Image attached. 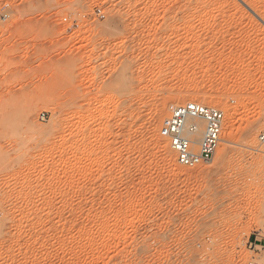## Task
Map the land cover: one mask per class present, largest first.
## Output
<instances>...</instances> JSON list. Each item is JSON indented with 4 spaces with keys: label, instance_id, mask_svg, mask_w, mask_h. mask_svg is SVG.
Returning a JSON list of instances; mask_svg holds the SVG:
<instances>
[{
    "label": "rangeland",
    "instance_id": "obj_1",
    "mask_svg": "<svg viewBox=\"0 0 264 264\" xmlns=\"http://www.w3.org/2000/svg\"><path fill=\"white\" fill-rule=\"evenodd\" d=\"M263 134L264 0H0V264H264Z\"/></svg>",
    "mask_w": 264,
    "mask_h": 264
},
{
    "label": "built area",
    "instance_id": "obj_2",
    "mask_svg": "<svg viewBox=\"0 0 264 264\" xmlns=\"http://www.w3.org/2000/svg\"><path fill=\"white\" fill-rule=\"evenodd\" d=\"M224 126L223 111L191 101L169 107L160 134L168 140L181 166L195 168L214 157L222 143Z\"/></svg>",
    "mask_w": 264,
    "mask_h": 264
},
{
    "label": "bare ground",
    "instance_id": "obj_3",
    "mask_svg": "<svg viewBox=\"0 0 264 264\" xmlns=\"http://www.w3.org/2000/svg\"><path fill=\"white\" fill-rule=\"evenodd\" d=\"M193 100H195V99H193ZM192 100H181V102H183V103H188V102H191ZM193 102V101H192ZM165 108V107H164ZM163 114V113H162Z\"/></svg>",
    "mask_w": 264,
    "mask_h": 264
}]
</instances>
